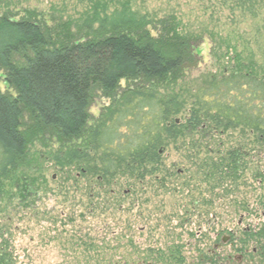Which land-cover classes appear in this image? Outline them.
<instances>
[{
	"label": "trees",
	"instance_id": "trees-1",
	"mask_svg": "<svg viewBox=\"0 0 264 264\" xmlns=\"http://www.w3.org/2000/svg\"><path fill=\"white\" fill-rule=\"evenodd\" d=\"M85 1L77 20L52 17L53 27L31 11L16 19L14 2H0V71L16 94L0 90V201L9 180L21 202L38 195L39 179L14 177L27 164L40 169L29 148L45 136L58 147L48 151L56 168L99 187L153 176L170 146L200 131H249L264 145L260 30L252 38L208 32L213 70L192 78L203 32L189 31L174 13L142 14L134 0ZM230 2L243 19L264 13V0ZM121 81L131 85L94 119L93 94L109 98ZM239 155L227 153L229 168ZM8 248L0 247V264H13Z\"/></svg>",
	"mask_w": 264,
	"mask_h": 264
},
{
	"label": "rangeland",
	"instance_id": "rangeland-1",
	"mask_svg": "<svg viewBox=\"0 0 264 264\" xmlns=\"http://www.w3.org/2000/svg\"><path fill=\"white\" fill-rule=\"evenodd\" d=\"M11 1L16 5L11 8L16 19L31 11L49 27H53L52 17L74 22L87 7L85 0ZM133 3L142 14L174 13L186 29L206 35L196 48L201 63L192 78L213 70L208 32L227 35L235 30L252 38L260 30L259 43L264 45V13L243 19L239 12L233 15L230 0ZM14 59L21 63L18 56ZM5 78L0 71L1 92L16 96ZM130 85L121 81L119 91L109 98L95 92L89 107L92 117L97 119L102 109L118 102L120 92ZM200 132L170 146L153 176L143 181L116 178L100 187L75 171L56 168L48 151L58 147L48 136L45 141L36 140L29 156L38 160L40 169L27 164L14 180L39 179V193L21 202L17 191L10 194L13 182L5 181L4 191L9 193L0 201V247L9 246L13 264H137L140 259H162L173 245L191 239V234L199 232L195 228L199 214L211 216L214 210L242 203L246 196L251 210L255 209V203L264 201V145L249 131L213 132L205 137ZM235 151L240 160L229 168L227 153ZM192 202H197L195 209Z\"/></svg>",
	"mask_w": 264,
	"mask_h": 264
},
{
	"label": "flooded vegetation",
	"instance_id": "flooded-vegetation-1",
	"mask_svg": "<svg viewBox=\"0 0 264 264\" xmlns=\"http://www.w3.org/2000/svg\"><path fill=\"white\" fill-rule=\"evenodd\" d=\"M247 199L214 210L211 216L199 214L195 224L199 232L191 239L173 245L162 259H140L137 264H264V201L251 210ZM192 204L195 209L197 202Z\"/></svg>",
	"mask_w": 264,
	"mask_h": 264
}]
</instances>
